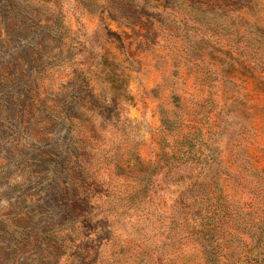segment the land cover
Masks as SVG:
<instances>
[{
  "label": "rangeland",
  "instance_id": "obj_1",
  "mask_svg": "<svg viewBox=\"0 0 264 264\" xmlns=\"http://www.w3.org/2000/svg\"><path fill=\"white\" fill-rule=\"evenodd\" d=\"M202 114L264 170V0H0V264H200L171 154Z\"/></svg>",
  "mask_w": 264,
  "mask_h": 264
},
{
  "label": "trees",
  "instance_id": "obj_2",
  "mask_svg": "<svg viewBox=\"0 0 264 264\" xmlns=\"http://www.w3.org/2000/svg\"><path fill=\"white\" fill-rule=\"evenodd\" d=\"M204 81L199 74L202 88ZM221 109L209 124L214 132L224 128ZM235 113L244 118L246 112ZM206 121L202 114L178 122L181 136L172 146V157L178 151L184 167V187L175 206V211L180 210L184 238L198 251L200 264H264V170L251 166L248 158L245 165L225 172L214 154L203 155L210 145L206 137L210 129L203 128ZM236 145L238 141L233 149Z\"/></svg>",
  "mask_w": 264,
  "mask_h": 264
}]
</instances>
